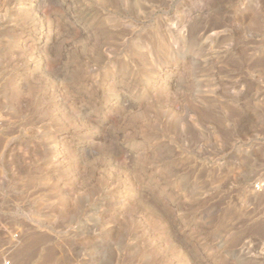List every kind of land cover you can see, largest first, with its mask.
Returning a JSON list of instances; mask_svg holds the SVG:
<instances>
[{
  "label": "rangeland",
  "instance_id": "obj_1",
  "mask_svg": "<svg viewBox=\"0 0 264 264\" xmlns=\"http://www.w3.org/2000/svg\"><path fill=\"white\" fill-rule=\"evenodd\" d=\"M0 264H264V0H0Z\"/></svg>",
  "mask_w": 264,
  "mask_h": 264
},
{
  "label": "built area",
  "instance_id": "obj_2",
  "mask_svg": "<svg viewBox=\"0 0 264 264\" xmlns=\"http://www.w3.org/2000/svg\"><path fill=\"white\" fill-rule=\"evenodd\" d=\"M2 122H3V115H2V113L0 112V125H1ZM4 264H11V262H10L9 260H6V261L4 262Z\"/></svg>",
  "mask_w": 264,
  "mask_h": 264
}]
</instances>
